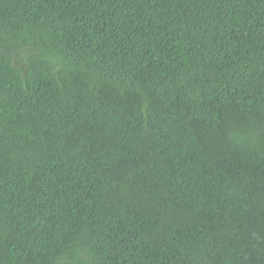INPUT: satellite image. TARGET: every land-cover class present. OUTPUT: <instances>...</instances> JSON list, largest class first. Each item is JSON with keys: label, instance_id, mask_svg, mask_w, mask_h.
<instances>
[{"label": "trees", "instance_id": "1", "mask_svg": "<svg viewBox=\"0 0 264 264\" xmlns=\"http://www.w3.org/2000/svg\"><path fill=\"white\" fill-rule=\"evenodd\" d=\"M0 264H264V0H0Z\"/></svg>", "mask_w": 264, "mask_h": 264}]
</instances>
